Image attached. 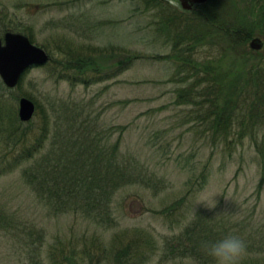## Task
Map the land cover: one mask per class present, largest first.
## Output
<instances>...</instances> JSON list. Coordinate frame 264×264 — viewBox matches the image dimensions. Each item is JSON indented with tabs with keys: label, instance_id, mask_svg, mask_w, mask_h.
I'll return each instance as SVG.
<instances>
[{
	"label": "rangeland",
	"instance_id": "rangeland-1",
	"mask_svg": "<svg viewBox=\"0 0 264 264\" xmlns=\"http://www.w3.org/2000/svg\"><path fill=\"white\" fill-rule=\"evenodd\" d=\"M234 1L252 13L240 14L249 22L261 15L254 0ZM197 10L188 17L199 19ZM162 11L182 12L168 0H0V37L6 30L24 34L51 58L30 69L16 89L0 85L6 114L18 116L22 97L36 105L33 119L20 127L21 139L8 135V121L0 127V264H117L127 249L124 264H145L152 255L157 264H210L169 255L198 221L199 245L234 234L247 246L239 264H264V119L246 103L236 113L239 124L222 138L203 119L206 86L197 83L204 64L231 77L246 59L264 72V31L256 25L252 39L263 41L256 52L249 49L252 39L225 43L216 31L202 41L211 48L188 41L194 50L186 57L195 69L181 68L174 43L160 30ZM80 59L91 65L72 64ZM106 75L113 77L99 81ZM191 87L181 104L179 95ZM91 131L104 147L117 145L119 159L142 176L115 193L107 221L100 213L95 221L80 212L54 215L25 182L33 161L17 159L36 137L43 139L38 159L59 152L64 138L82 140Z\"/></svg>",
	"mask_w": 264,
	"mask_h": 264
},
{
	"label": "trees",
	"instance_id": "trees-1",
	"mask_svg": "<svg viewBox=\"0 0 264 264\" xmlns=\"http://www.w3.org/2000/svg\"><path fill=\"white\" fill-rule=\"evenodd\" d=\"M210 1L205 5L198 6V10L196 9L198 11L196 15L199 14V19L188 17L189 15L182 12H169L168 15H165L166 12L162 11L164 17L160 24V30L168 40L174 43L173 56L184 63L181 68L186 66L195 69L192 66L193 60L186 57L194 50V45H187L188 41L194 42L195 45L198 43L211 48L213 43L202 41H207L208 37L218 33V39L221 42L230 41L235 44L246 45L255 36L256 25L260 34L264 31V27L261 26L262 20L264 23V5L261 7L264 0H254L252 8L258 5L262 9L261 15L259 17L255 16V22L253 20L249 22L246 15L245 17L240 16L241 13L250 12L239 10L234 0H213L218 1L216 6H212L213 1ZM165 6L170 8L168 5H161V8H167ZM180 25L185 27L182 29L176 28ZM123 62L127 63L128 59ZM242 63L244 66L239 75L231 77L220 73V67L217 70V74H220L215 75L216 69H212L211 65L207 64H204L201 70H198L203 75L198 78L197 83L205 84L206 87L202 95L206 97L208 104V110L203 119L204 121H211L209 123L212 130L216 131L222 138L223 136L228 138L233 124H239L235 116L246 103H249L248 106L255 111L254 116L257 117V120L264 119V72H262V69L253 68L251 65L246 64V59ZM72 64H78L81 70L91 65L90 62L84 59L75 60ZM77 76L76 78L84 79L85 75ZM189 76L196 77L197 75ZM111 77L113 75H106L99 81ZM0 85L3 89L9 90L1 80ZM191 92H194L192 87L188 91H182L179 95L181 104ZM243 101H245L244 104L241 103ZM5 112L4 108L1 111L0 107V127L5 123L4 121H8V135L15 140L21 139L20 127L23 123L20 122L16 112H10V115ZM67 130L75 133L71 127H68ZM83 137L82 140L79 138L66 141L64 138L60 144L59 152L38 159H36V154L41 148L40 145L43 139L36 137L32 149L22 152L17 160L22 162L33 161L24 171L25 182L54 215L77 214L80 212L87 219L95 221L97 214L100 213V217L107 221L109 217L111 219L112 199L115 193L119 189L128 186V184L136 183V177L142 175L137 174L136 165L129 161L122 162L119 159L115 151L118 148L117 145L110 148H108L109 146L104 147L102 140H98L92 131L85 133ZM205 180L206 174L201 181ZM185 200L184 197L173 204L172 206L175 207L171 210L173 212L177 211L180 206H183L182 203ZM107 214L109 217L104 218ZM167 214L171 216L173 213ZM198 224H200L201 230V221H198L179 235L180 238L176 239L178 241L176 242L177 246H172L169 249L171 252L169 255H176L179 258L195 257L199 259V257H203L207 258L208 263L212 264L211 258L201 249L202 243L199 245L202 233L199 231ZM203 227L206 228L207 224H203ZM213 240L214 238L211 237L207 241L213 242ZM126 252H128V249L123 250L120 256H126ZM120 256H117V264H124Z\"/></svg>",
	"mask_w": 264,
	"mask_h": 264
},
{
	"label": "water",
	"instance_id": "water-1",
	"mask_svg": "<svg viewBox=\"0 0 264 264\" xmlns=\"http://www.w3.org/2000/svg\"><path fill=\"white\" fill-rule=\"evenodd\" d=\"M180 4L182 10L192 11L195 6L203 5L210 0H173ZM252 51L263 48L261 38L250 41ZM49 62L48 53L41 47L33 44L31 40L15 32H7L3 39L0 37V78L9 89H15L22 77L32 68L43 67ZM36 112L35 103L22 97L19 100L18 116L21 122L29 123Z\"/></svg>",
	"mask_w": 264,
	"mask_h": 264
},
{
	"label": "clouds",
	"instance_id": "clouds-1",
	"mask_svg": "<svg viewBox=\"0 0 264 264\" xmlns=\"http://www.w3.org/2000/svg\"><path fill=\"white\" fill-rule=\"evenodd\" d=\"M245 241L237 235L228 234L213 242H203L204 253L211 258L212 264H239L246 252ZM145 264H157L155 255L149 256Z\"/></svg>",
	"mask_w": 264,
	"mask_h": 264
},
{
	"label": "flooded vegetation",
	"instance_id": "flooded-vegetation-1",
	"mask_svg": "<svg viewBox=\"0 0 264 264\" xmlns=\"http://www.w3.org/2000/svg\"><path fill=\"white\" fill-rule=\"evenodd\" d=\"M174 2H175L176 4H178L179 8L182 10L180 4H179L178 2H176V1H174ZM197 8H198V6H195L194 9H193L192 11L196 10ZM192 11H184V10H182V12H184V13H191Z\"/></svg>",
	"mask_w": 264,
	"mask_h": 264
}]
</instances>
